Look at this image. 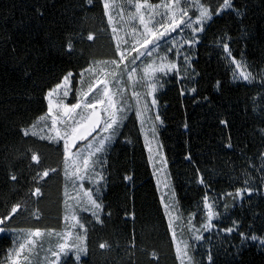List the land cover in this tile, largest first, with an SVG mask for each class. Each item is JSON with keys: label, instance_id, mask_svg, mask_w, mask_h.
<instances>
[{"label": "trees", "instance_id": "16d2710c", "mask_svg": "<svg viewBox=\"0 0 264 264\" xmlns=\"http://www.w3.org/2000/svg\"><path fill=\"white\" fill-rule=\"evenodd\" d=\"M201 2L216 7L222 0ZM234 5L245 14L214 16L194 54L192 67L199 76L188 86L197 88L195 99L202 102L194 103L193 96L187 93L181 97L175 79H170L157 94L165 120L160 139L182 211L194 209L196 201H201L202 206L205 189L197 183L199 169V176L211 184L209 196L215 194L217 198L216 210L223 214L214 223L229 227L237 220L240 230L248 232L251 226L256 234L264 235V196L246 198L227 210L224 204L230 198L221 199L224 193L244 187L245 173L251 177L252 186L264 191L262 173L256 170L264 153V135L260 132L264 129V0H234ZM37 8L42 16L37 14ZM90 32L94 41L86 39ZM69 36L75 48L70 54ZM225 36L230 39L223 40ZM223 42L229 43L237 60L246 62L254 77L252 83L233 82L232 67L219 46ZM113 52L100 0H94V5H88L87 0H0V212L6 211V205L28 200L33 187L31 174L56 167L61 159L55 146L24 137L20 129L29 127L47 111L44 97L64 75L69 71L79 73L88 62L108 59ZM216 81L222 84L219 91L214 88ZM221 119L228 121L227 128L219 123ZM185 120L189 124L187 131L183 128ZM125 123L123 131L133 143H122L121 136L113 145L111 161L116 167L114 177H109L114 182L106 193L104 223L86 224L90 256L82 258L83 264H153V251L158 253V264H179L138 125ZM229 137L232 149L224 147ZM29 150L41 156V164H33L31 172ZM189 152L194 164L184 160ZM12 174L18 176V182L10 179ZM125 174H132L134 183L123 181ZM43 190L44 197L32 205L39 208L41 219L36 221L24 214L14 218L13 227L61 229L62 176H51ZM133 213L134 220L130 215ZM218 239L213 235L216 264H264V248L253 244L237 255L234 245L239 243L238 235L233 234L231 243H218ZM104 241L111 245L110 250L98 248ZM11 247L12 236L0 235V261ZM208 247L197 248V259Z\"/></svg>", "mask_w": 264, "mask_h": 264}, {"label": "snow or ice", "instance_id": "6c2138e0", "mask_svg": "<svg viewBox=\"0 0 264 264\" xmlns=\"http://www.w3.org/2000/svg\"><path fill=\"white\" fill-rule=\"evenodd\" d=\"M100 3L107 25L111 28L113 55L108 59L88 62L79 73L69 71L46 93L47 111L29 127L20 129L24 137H36L55 146L61 159L56 167L43 168L31 174L33 187L29 190L28 200L10 207L6 205V211L0 212V234L12 236V247L0 264H83L82 257L90 256L86 224L93 221L100 225L104 223L102 216L105 215L106 193L114 182L109 177H114L116 167L111 161L113 145L121 136L124 137L122 143H133L123 131L127 127L126 121L133 127L138 125L139 135L143 137L147 161L152 167V176L160 193L159 202L167 219L171 244L175 248V260L179 264H205V261L216 264L213 235L219 238L218 243H231L233 234L238 235L239 243L234 245L237 255L244 247L253 244L264 248V235L256 234L251 226L245 232L240 230L237 220H233L229 227H219L218 223H214L223 214L216 210L217 198L215 194L209 196L211 184L199 176V169L197 183L205 189L202 206L201 201H196L194 209L181 210L160 139L165 120L162 119V106L157 94L170 79H175L180 86L181 97L187 93L193 96L194 103L202 102L195 99L197 88L188 86L199 76L192 64L197 46L201 43V34L210 27L214 16L231 12L242 17L245 13L234 5V0H222L216 7L201 0H191L190 3H185V0H160L155 4L149 0H100ZM87 4L94 5V0H87ZM36 11L38 15H43L40 8ZM86 39L94 41V35L90 32ZM227 39L230 38L223 37V40ZM219 46L230 64L235 65L233 82L252 83L254 77L247 70L246 62L232 55L229 43L223 42ZM74 51V41L69 36L67 52ZM25 75L29 73L25 71ZM221 87V82L216 81L215 90L219 91ZM253 103L255 105L256 101ZM261 105L264 106V95L261 96ZM261 110L264 111V107ZM253 111L256 112L257 108L254 107ZM219 123L226 128L228 126L225 119ZM183 128L186 131L189 129L186 120ZM260 132L264 135V129ZM224 147H234L231 137ZM29 151L31 172L33 164H41V156ZM184 160L195 163L190 152ZM260 161L256 170L262 173L261 182L264 184V153ZM53 175L63 179L62 230L13 227L14 218L24 214L36 221L41 219L39 208L32 205L38 204L44 197L43 186ZM245 176L244 187L226 192L221 197L230 198L224 204L226 210L254 195L264 196V191L252 186L251 177L247 173ZM10 179L18 182L15 174ZM122 180L129 185L134 183L132 174L123 175ZM32 197L37 199L33 201ZM84 213L90 214L91 220ZM106 215L111 218V212ZM130 215L134 220V213ZM221 233L224 235L221 236ZM53 240L55 243H52ZM205 245L209 247L197 259V247ZM98 248L107 251L111 245L104 241L98 244ZM150 256L153 264H158V253L153 251Z\"/></svg>", "mask_w": 264, "mask_h": 264}, {"label": "rangeland", "instance_id": "374dc122", "mask_svg": "<svg viewBox=\"0 0 264 264\" xmlns=\"http://www.w3.org/2000/svg\"><path fill=\"white\" fill-rule=\"evenodd\" d=\"M191 2V0H185V3H190ZM193 12L195 11L194 9L192 10ZM106 20H107V17H106ZM109 30H110V36H111V28L109 27ZM112 43H113V45H114V42L112 41ZM231 65V64H230ZM231 67H232V70L235 68V65H231ZM247 70H248V68H247ZM249 71V70H248ZM238 82H244V81H238ZM244 83H248V82H244ZM69 99H71V96L69 97ZM46 103H47V101H46ZM29 137H31V136H29ZM32 138H35V139H38V138H36V137H32ZM142 139H143V137H142ZM39 140V139H38ZM150 168H151V171H152V167L150 166ZM153 179H154V177H153ZM154 182H155V179H154ZM155 185H156V183H155ZM158 194H159V198H160V193L158 192ZM84 216H88V217H90L91 218V216H90V214H88V213H84L83 214ZM166 221H167V219H166ZM215 222V221H214ZM62 228H63V216H62V227H61V229L60 230H62ZM60 230H58V231H60ZM171 234V233H170ZM221 234H223V233H221ZM0 235H3V234H0ZM9 235V234H8ZM11 235V234H10ZM205 235L207 236L208 235V233H205ZM52 243H55V240H53L52 241ZM47 245H48V241H47V238L45 239V247H47ZM197 248H200L199 246L197 247ZM174 250H175V248H174ZM83 258V257H82ZM4 259H5V257H4ZM3 259V260H4ZM69 259H71V256L69 257ZM2 260V261H3ZM179 263V262H178Z\"/></svg>", "mask_w": 264, "mask_h": 264}]
</instances>
